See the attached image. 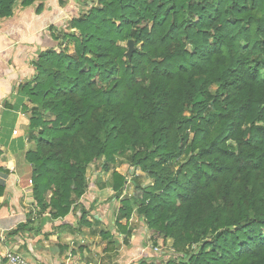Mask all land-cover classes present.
I'll return each mask as SVG.
<instances>
[{
    "label": "trees",
    "instance_id": "1",
    "mask_svg": "<svg viewBox=\"0 0 264 264\" xmlns=\"http://www.w3.org/2000/svg\"><path fill=\"white\" fill-rule=\"evenodd\" d=\"M17 2L0 0V19ZM99 2L22 86L34 209L10 235L70 216L102 163L121 204L105 252L130 244L137 214L155 243L172 241L166 264H264V0ZM119 157L154 180L136 184L137 208ZM90 216L82 207L77 233Z\"/></svg>",
    "mask_w": 264,
    "mask_h": 264
},
{
    "label": "crops",
    "instance_id": "2",
    "mask_svg": "<svg viewBox=\"0 0 264 264\" xmlns=\"http://www.w3.org/2000/svg\"><path fill=\"white\" fill-rule=\"evenodd\" d=\"M77 10L81 6L74 0H65L63 5L60 0H43L29 7H23L18 0L13 15L0 19V188L4 189L0 197V236H5L4 242H0V257L10 249L42 264H140L141 261L160 264L161 255L149 246H142V236L136 234L139 228L134 230L129 246L122 242L113 252L103 250L101 231L109 226L104 215L111 204L107 201L114 193L111 173L101 168L95 172L88 193L79 202L89 208L99 198L100 205L104 206L94 207L92 215L98 222L90 218L93 229H87L91 231L87 232L89 235H81L75 228H55L46 217L36 221V227L40 221V231L10 235L26 222L28 211L34 209L32 166L26 160L27 152L34 145L27 138L29 115L24 107L29 102L22 86L35 76L33 62L38 56L57 47L53 36L59 35L58 31L67 25L68 18H74ZM65 222L74 227L78 225L73 214ZM147 231L145 227L144 233ZM80 238H90L91 244L96 239L98 245L87 246Z\"/></svg>",
    "mask_w": 264,
    "mask_h": 264
},
{
    "label": "rangeland",
    "instance_id": "3",
    "mask_svg": "<svg viewBox=\"0 0 264 264\" xmlns=\"http://www.w3.org/2000/svg\"><path fill=\"white\" fill-rule=\"evenodd\" d=\"M76 3H80V6H81V10H77L76 11V15L74 16V18H78L80 15H83V14H86L90 11L91 8H94V7H97V6H101L100 4V0H74ZM72 17V20L74 19ZM70 18H68L67 20V25L60 29L61 31H58V34H61L62 32H75L74 29H70L71 27V21H72ZM123 46H126V44H123ZM29 115V116H28ZM28 118H30V114L28 113ZM102 163H99L98 167L95 169V168H91L89 170V173H88V178H89V182L91 183L93 180H94V177H95V172L100 168ZM116 169L119 173L123 174V175H127V178H128V184H127V188H126V192H125V195L123 196L122 199H130L134 205V208H137V202H135V199L137 197V194H138V190H137V187H136V184H139L141 185L142 187H149L151 185H153L154 183V180L149 178L145 173L141 172V171H137L136 174H132V169L130 168V165L126 163V157H119L118 160H117V165H116ZM92 170V172H91ZM107 175V174H106ZM106 175L104 174V177L106 178ZM135 176V177H134ZM110 178V177H109ZM111 179V178H110ZM137 180V182H136ZM114 197V194L112 195V197H110L109 201H107L108 203H111V204H108L109 207H108V211L106 213V218L109 220L108 224V228L103 230V231H112V232H116V225H115V221H116V217L118 215V210L121 206L120 202L118 203H115L116 200L113 199ZM115 203V204H114ZM80 205L76 206L74 208V211L72 212L73 216L75 219H77L78 221L80 220V217H81V208H85L86 210L90 211L91 210V214L94 213V209L93 207L95 206H101L102 208H104L103 205H100V199L97 198L95 201H94V204L93 206L87 208L85 205H83L84 203H79ZM93 209V210H92ZM93 216V215H92ZM48 218V217H46ZM68 218V217H67ZM66 218V219H67ZM91 218V216H90ZM66 219H62V220H57V221H52V220H48L52 226H54L55 228H66V227H69L71 230L75 228V230H78L77 229V226H71L69 225L68 223L65 222ZM91 220H93L91 218ZM139 220V221H138ZM92 222V221H90ZM132 222H133V230H137L136 234H141L142 236V239H141V242H142V246H149L152 250L157 247V246H160V248L163 249L162 253H164L162 256H161V259H160V264H166V262L169 260V258L173 255L174 258H178L179 255L176 254L174 248L172 247V241L170 243V241H162L161 239H159V241L157 243H155V240L157 239V236L156 234H154L152 231H147V233H144V230H145V227H146V224L145 226L142 224V222H144L137 214H134V216L132 217ZM79 224V223H78ZM93 224V223H92ZM87 229H90L91 228H86L84 227L82 229V232L83 234L85 235H89L88 233L89 230L87 231ZM93 229V227H92ZM96 229H98V227H96ZM100 231V229H99ZM101 231V232H103ZM88 232V233H87ZM144 233V234H143ZM81 234V235H83ZM94 234V233H93ZM89 240L90 238H80V242L81 241H86L87 242V246H93V245H98V240L96 241V239H92L93 242L92 244L89 243ZM117 241V243L119 244H122L123 242V238L122 237H118L115 239ZM158 240V239H157ZM97 242V243H96ZM85 246V244H84ZM129 246V245H127ZM172 248V250L170 249ZM165 256V258L163 257ZM180 256H183V255H180Z\"/></svg>",
    "mask_w": 264,
    "mask_h": 264
},
{
    "label": "built area",
    "instance_id": "4",
    "mask_svg": "<svg viewBox=\"0 0 264 264\" xmlns=\"http://www.w3.org/2000/svg\"><path fill=\"white\" fill-rule=\"evenodd\" d=\"M30 184H32V181H30ZM4 240H5V236L1 235L0 242H4ZM170 249L172 250V248ZM153 251L161 256L165 253V252L162 253L163 249L160 248V246L155 247ZM0 260L2 264H42V263L32 262L18 251L10 250V249L7 250L3 255H1Z\"/></svg>",
    "mask_w": 264,
    "mask_h": 264
},
{
    "label": "water",
    "instance_id": "5",
    "mask_svg": "<svg viewBox=\"0 0 264 264\" xmlns=\"http://www.w3.org/2000/svg\"><path fill=\"white\" fill-rule=\"evenodd\" d=\"M135 52V44L133 41L129 42V51H128V57L131 58Z\"/></svg>",
    "mask_w": 264,
    "mask_h": 264
}]
</instances>
